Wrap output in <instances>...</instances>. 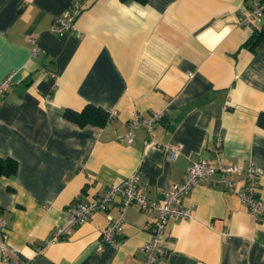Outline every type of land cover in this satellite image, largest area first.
Returning <instances> with one entry per match:
<instances>
[{
    "label": "crops",
    "instance_id": "crops-1",
    "mask_svg": "<svg viewBox=\"0 0 264 264\" xmlns=\"http://www.w3.org/2000/svg\"><path fill=\"white\" fill-rule=\"evenodd\" d=\"M74 1L0 0V81L13 75L0 98V160L17 166L0 176V241L34 264H143L158 214L118 197L109 211L121 221L119 244L96 251L109 222L95 211L36 249L69 204L131 176L161 202L200 158L211 167L251 161L264 202V17H250L260 0H78L74 27L50 34ZM86 106L105 112V125L63 116ZM158 111L151 134L141 124L131 144L122 139L133 114ZM219 178L182 197L192 216L168 219L156 264H264V214H250ZM228 178L243 189V177Z\"/></svg>",
    "mask_w": 264,
    "mask_h": 264
},
{
    "label": "built area",
    "instance_id": "built-area-1",
    "mask_svg": "<svg viewBox=\"0 0 264 264\" xmlns=\"http://www.w3.org/2000/svg\"><path fill=\"white\" fill-rule=\"evenodd\" d=\"M81 11L80 2L75 0L66 10L53 18L48 29L49 33L62 37L74 27ZM250 17H264V0L254 3ZM12 76V74H9L0 81V98L5 95L12 82ZM163 116V111L154 112L148 119L133 114L132 120L128 123L129 130L122 136V139L131 144L134 137L133 131L141 124L146 127L147 133L151 134L154 124L158 123ZM176 154L177 151L173 150L171 158L174 159ZM214 173L220 174L219 182L224 184L228 191L239 196L241 203L247 207L250 214L255 217L264 214V202L259 198L258 175L251 161L245 164L235 163L227 166L211 167L206 159L200 158L197 161L190 162L184 177L178 184L164 191L161 202L147 197L139 188L137 179L131 176L118 185L107 187L100 196L91 201H76L69 204L65 210L64 223L54 229L49 238L36 250L40 252L53 242L66 238L69 230L83 223L95 211L105 212L109 222L107 228L101 234V240L97 243L96 251H101L103 246L107 244H119L121 242V221L114 218L109 211L114 199L118 197L121 199V206L135 205L143 212H157V220L151 225V240L141 248L145 257L143 264H156L158 258L164 254V232L168 219L171 217L188 219L192 216L194 206L183 207L181 205L182 197L189 194L196 184L208 180ZM228 176L243 177L245 181L243 189L236 191L237 181L229 179ZM0 226H3L1 218ZM0 263L34 264L32 260L21 257L16 250L10 248L5 240L0 241Z\"/></svg>",
    "mask_w": 264,
    "mask_h": 264
},
{
    "label": "trees",
    "instance_id": "trees-1",
    "mask_svg": "<svg viewBox=\"0 0 264 264\" xmlns=\"http://www.w3.org/2000/svg\"><path fill=\"white\" fill-rule=\"evenodd\" d=\"M138 2H143V0H136ZM259 36L253 35L247 40V44H254ZM63 116L66 120L79 125L84 126L87 124L94 125L97 127H102L108 121V115L93 106H86L80 112L65 109L63 111ZM16 162L11 159L0 160V176H11L16 172Z\"/></svg>",
    "mask_w": 264,
    "mask_h": 264
}]
</instances>
